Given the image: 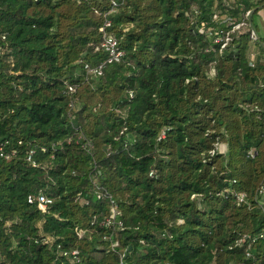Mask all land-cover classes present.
<instances>
[{"label": "trees", "instance_id": "obj_1", "mask_svg": "<svg viewBox=\"0 0 264 264\" xmlns=\"http://www.w3.org/2000/svg\"><path fill=\"white\" fill-rule=\"evenodd\" d=\"M262 10L0 0V264H264ZM106 19L123 56L91 76Z\"/></svg>", "mask_w": 264, "mask_h": 264}, {"label": "built area", "instance_id": "obj_2", "mask_svg": "<svg viewBox=\"0 0 264 264\" xmlns=\"http://www.w3.org/2000/svg\"><path fill=\"white\" fill-rule=\"evenodd\" d=\"M112 6H115L114 2H112ZM112 10L113 9H110V11H112ZM262 12H263V14H262L261 18L264 20V10ZM248 14H249V11H246L245 15H248ZM109 25H110V21L107 19L104 20V22L100 28L102 31V40H101L100 44L95 47V49H99L105 53V59L103 61H101L100 63H97L95 65H89L87 63L84 64V70L86 71L87 74H89L91 76L100 75L102 73V68L106 63L119 62L123 56V50L120 48L116 38L111 33L105 31V28L109 27ZM228 25L231 26V28L228 31L224 32L223 34H221L222 31H220L219 34H215L214 41L215 42H221V47H223L230 40L229 33H232L233 31H243L246 23L244 21H239V22L229 21ZM205 32L210 35L212 33L211 27H206ZM249 37L251 40H255L257 38L256 32L254 31L253 28L249 29ZM68 88H69V90L72 89V87H70V86ZM6 145H7V141L0 143V157L9 158L11 155L15 154L14 149H11L9 152L5 151L4 148ZM210 152L212 153L213 151H210ZM31 153H32V151H30V153L26 157V159L29 161L31 160ZM257 195L260 197L259 200L257 201L258 205L260 207H264V185H261L258 188ZM238 198L241 200L243 198V194L239 193ZM28 200L29 201H36L37 207L41 211H45L46 206L49 203H51V199L42 193H39L38 195H36L34 197H29ZM117 213H118V211H116L113 208L112 214L110 215V218H108L107 223H111L112 222L111 219H113L114 215ZM118 224H120V222H118ZM260 237H262L261 233H259L258 235H255V236L242 237L240 240H238V244L239 245L242 244L245 239H249V243H252L257 238H260ZM62 254L66 255V256H71L76 261H78V258H76L78 253L76 250H72L68 253L63 252ZM246 254H248V253L246 252Z\"/></svg>", "mask_w": 264, "mask_h": 264}, {"label": "crops", "instance_id": "obj_3", "mask_svg": "<svg viewBox=\"0 0 264 264\" xmlns=\"http://www.w3.org/2000/svg\"><path fill=\"white\" fill-rule=\"evenodd\" d=\"M262 11H263V10H262ZM262 11L260 12V19H259V21H260L261 23H263V21H264V20L261 18L262 14H263Z\"/></svg>", "mask_w": 264, "mask_h": 264}, {"label": "rangeland", "instance_id": "obj_4", "mask_svg": "<svg viewBox=\"0 0 264 264\" xmlns=\"http://www.w3.org/2000/svg\"><path fill=\"white\" fill-rule=\"evenodd\" d=\"M250 152H252V151L250 150Z\"/></svg>", "mask_w": 264, "mask_h": 264}]
</instances>
